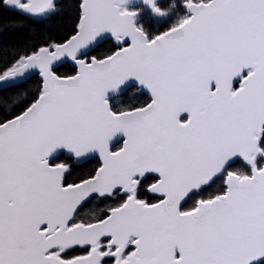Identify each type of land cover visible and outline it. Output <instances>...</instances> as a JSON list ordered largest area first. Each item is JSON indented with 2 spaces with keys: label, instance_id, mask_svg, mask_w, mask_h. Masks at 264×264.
I'll return each mask as SVG.
<instances>
[{
  "label": "snow or ice",
  "instance_id": "1",
  "mask_svg": "<svg viewBox=\"0 0 264 264\" xmlns=\"http://www.w3.org/2000/svg\"><path fill=\"white\" fill-rule=\"evenodd\" d=\"M0 264H264V0H0Z\"/></svg>",
  "mask_w": 264,
  "mask_h": 264
}]
</instances>
